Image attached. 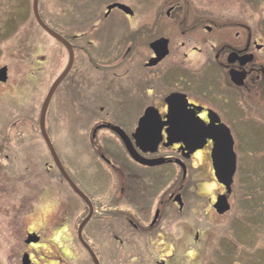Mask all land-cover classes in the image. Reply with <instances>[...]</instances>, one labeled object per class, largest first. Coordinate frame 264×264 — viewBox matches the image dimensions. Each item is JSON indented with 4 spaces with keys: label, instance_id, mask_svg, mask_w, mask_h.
I'll return each mask as SVG.
<instances>
[{
    "label": "rangeland",
    "instance_id": "rangeland-1",
    "mask_svg": "<svg viewBox=\"0 0 264 264\" xmlns=\"http://www.w3.org/2000/svg\"><path fill=\"white\" fill-rule=\"evenodd\" d=\"M139 1L155 0H132ZM186 1L216 21L244 23L248 33L264 45V0ZM50 7L49 0L39 1L40 15L46 20ZM51 44L33 17L32 0H0V68H8L7 82L0 83V264L22 263L27 230L45 240L43 245L29 248L37 250L35 264H92L76 240L78 225L85 218L84 206L70 192L64 197L54 169L45 175V163L51 161L39 131V111L54 77L63 69V64L59 67L62 56H52ZM258 54L264 61V48ZM80 78L81 74L72 73L60 87L50 103L45 126L64 163L93 192L99 213L86 223L84 233L93 237L89 239L102 264H264V134L260 130L264 126L252 119L228 124L237 164L230 210L225 214H217L210 203L222 187L214 179L206 152L190 161L184 181L179 177L181 209L163 194L171 189V181L164 184L162 172L152 169L150 179L159 183L149 185L151 195L132 198L134 203L122 200L113 211L108 206L115 181L105 176L100 154L115 159L119 143L104 131L90 144L88 129L101 106L119 112L114 110L119 107L118 90H112L110 106L96 98L94 84ZM98 93L107 98L104 89L99 88ZM121 96L124 109L134 113L137 105L129 92L124 90ZM32 184H49L51 196L40 197L27 213L29 205L20 203L23 196H31ZM64 199L70 204L67 214L61 209ZM129 203L136 206V212ZM156 208L161 211L159 221L149 229ZM64 222L67 225L60 229ZM63 252L71 259L58 263L41 259L43 254L49 260V253L62 256Z\"/></svg>",
    "mask_w": 264,
    "mask_h": 264
},
{
    "label": "flooded vegetation",
    "instance_id": "flooded-vegetation-1",
    "mask_svg": "<svg viewBox=\"0 0 264 264\" xmlns=\"http://www.w3.org/2000/svg\"><path fill=\"white\" fill-rule=\"evenodd\" d=\"M49 2L51 7L48 19L40 16L55 34L49 35L52 41V56L56 58L60 55L63 59L59 66L63 64V69L54 77L51 85L68 68L66 75L55 88L50 103L60 87L75 72L81 74L82 81H88L87 84H94L97 87L95 96L102 103L106 102L111 106L112 101L109 97L112 90H118L119 107L113 109L119 112L105 111V107L101 106L99 114L93 113L94 116L91 118L93 125L88 129L90 144L104 131L119 143V149L114 154L115 159L100 154L102 160L100 164L105 176L108 180L115 181L111 190L112 202L108 206L113 208V211L119 209L122 200L131 202L143 197L141 195H151L149 185L158 182L151 180L152 169H159L162 172L160 180L164 184L168 179L171 181V189L169 191L165 189L163 194L168 196L173 205H177L176 198L179 195L183 207L182 185L177 187L179 177L183 181L186 179L190 161L202 152L207 153L212 167L211 152L215 145L211 138H207L201 147L193 150L199 143L194 146L193 140L185 139V135L196 136L205 130L217 135L221 127L225 126L224 128H227L234 138L228 126L230 121L247 119L264 126V61L258 54L264 45L248 33L244 23L216 21L209 13L197 11V7L192 8V4L186 0L136 3L132 0H49ZM115 3L124 4L131 12L117 6L108 8ZM58 37L66 42V45ZM87 74L92 76L87 77ZM99 88L104 89L107 98L99 96ZM124 90L129 92L131 101L137 105L132 114L126 107L124 109V98L121 96ZM88 93L90 98L94 96L91 90ZM143 119L150 120L153 128L158 131L160 140L154 150L146 149L147 146L141 143L140 145L146 149L143 150L137 144L135 135L138 134L139 122ZM112 127L124 132L141 157L163 159L164 162L149 166L133 159L120 134ZM260 130L264 134V128ZM46 133L64 171L89 199L93 209L91 217H94L95 213L99 212L94 208L91 188H86L77 175L71 172L54 141H51L52 137L47 129ZM142 134L143 129L140 128L139 135L143 136ZM40 135L51 161L45 163V175L54 169L60 182L59 190L64 192V197L68 192L75 195L84 206L86 216L90 210L89 204L64 178L41 131ZM233 149L235 152V141ZM164 167H168V170L164 171ZM40 175L46 179L44 173L41 172ZM218 184L222 191L214 198H210L213 208L218 196L225 192L224 186ZM50 188L49 184H32L31 196H23L20 205L23 207L29 205L27 213L31 212V206L36 204L40 197L51 196L48 191ZM229 197L230 195L228 201ZM128 205L136 212L134 204ZM61 209L64 214L70 210V204L65 199ZM160 213L161 211L156 208L149 229L156 227ZM66 225V222L62 223L60 229ZM132 226L137 228L135 225ZM84 229L81 232L83 240L93 250L99 264H102L98 253L95 252L97 248L89 239L93 237L85 235ZM55 231L54 228L53 233ZM76 238L89 255L79 239L78 228ZM42 242L45 240L41 234L27 230L21 260L27 255L29 264H35L37 258L34 255L37 250L29 251V248L43 245ZM45 256L47 254H43L41 259L51 263L66 261L72 257L64 252L62 256L49 253L48 256L52 257L49 260ZM89 258L93 264L90 255Z\"/></svg>",
    "mask_w": 264,
    "mask_h": 264
},
{
    "label": "water",
    "instance_id": "water-1",
    "mask_svg": "<svg viewBox=\"0 0 264 264\" xmlns=\"http://www.w3.org/2000/svg\"><path fill=\"white\" fill-rule=\"evenodd\" d=\"M38 1L39 0H33L32 1V9H33L34 17H35L37 23L39 24V26L41 28H43L47 33L54 35V33L43 23V21L41 20V18L39 16ZM115 6L121 8L122 10H124L126 12H131L129 7L125 6L124 4H120V3L112 4L108 8H112ZM59 40L63 44L66 45V42H64L61 38H59ZM67 70H68V68L65 69L59 75V77L56 79V81L50 87V89H49V91H48V93H47V95H46V97L42 103L41 110H40V117H39V127H40L41 133H42L47 145L49 146L52 154L55 157V160L58 164V167H59L62 175L68 181V183L70 184L72 189L82 199H84L90 206L89 213L81 221V223L79 225L78 236H79V239L82 242L83 246L87 249L89 255L91 256L93 263L99 264L95 254L93 253L91 248L85 243V241L82 239V236H81L82 229L85 226V224L88 222V220L90 219L92 212H93L91 203H90L89 199L79 190V188L73 183V181L69 178V176L64 171L63 167L61 166V164H60V162H59V160H58V158L54 152L53 146H52L50 140L48 139L46 131H45V115H46V111H47L50 99L53 95L55 88L57 87L59 82L66 75ZM6 80H7V67L3 66L0 68V82H6ZM149 121L145 120V119L141 120L139 122V129L137 130L138 134L135 135L137 144L139 146H141L143 148V150H146V149L154 150V148L157 146L158 141L160 140V137L158 136V131L156 130V128L155 129L153 128V126H152L153 123L149 122ZM224 127H221V131L217 135H212L205 130V131H201V133L199 132V135H196V136H189V137H186L187 135L184 136L185 139L187 138L189 140H193L192 143L194 144V146H197L196 144L199 143V145L197 147H194L193 150L201 147L207 138H211L215 142L214 148L211 152L212 167H213V171H214V175H215L216 180L219 183H221L222 185H224V187L226 189V193L219 195L216 203L214 204V208L217 211V213H219V214H223L224 212L228 211L230 208V205L228 203V195L231 192V184L233 181V175H234L235 170H236V156H235V153L233 151V139H232L229 131L227 130V128H224ZM140 128L143 129V134H144V135L142 134L143 136L139 135ZM112 129L116 130L120 134L122 141L124 142L128 153L131 155V157L133 159H135L139 163L149 165V166H153V165H158V164L164 162L163 159H145V158L141 157L135 151V149L131 145L129 138H127V136L124 134V132L121 129H118L116 127H112ZM141 143L143 144V146H147L146 149H144V147L142 145H140ZM183 173L185 175V168H184ZM176 201L179 203L180 207H182V202L179 199V195H177ZM29 263L30 262L28 260L27 255H24L22 258V264H29Z\"/></svg>",
    "mask_w": 264,
    "mask_h": 264
},
{
    "label": "bare ground",
    "instance_id": "bare-ground-1",
    "mask_svg": "<svg viewBox=\"0 0 264 264\" xmlns=\"http://www.w3.org/2000/svg\"><path fill=\"white\" fill-rule=\"evenodd\" d=\"M43 21V20H42ZM43 23L47 26V24H46V22L45 21H43ZM48 27V26H47ZM49 28V27H48ZM50 29V28H49ZM42 30L49 36L50 34L49 33H47L43 28H42ZM51 30V29H50ZM52 31V30H51ZM53 32V31H52ZM54 33V32H53ZM55 35V34H54ZM58 38H60V37H58Z\"/></svg>",
    "mask_w": 264,
    "mask_h": 264
}]
</instances>
